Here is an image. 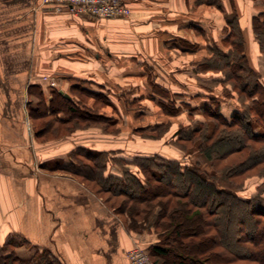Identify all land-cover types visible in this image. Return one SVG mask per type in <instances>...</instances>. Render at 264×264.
Masks as SVG:
<instances>
[{
    "label": "rangeland",
    "instance_id": "1",
    "mask_svg": "<svg viewBox=\"0 0 264 264\" xmlns=\"http://www.w3.org/2000/svg\"><path fill=\"white\" fill-rule=\"evenodd\" d=\"M220 1L212 0V17L206 25L207 29L212 31L211 42L208 34L197 32L199 29L203 30L198 27V21L188 23L197 24L196 33L193 32L190 36L181 35L182 38L174 40V51L180 60L178 64H164L163 69L167 73L163 72L160 65H148V68L143 65V69L148 70L150 78L153 77L156 82L143 73L142 99L134 96L136 86L141 82L140 75H126L124 65H116L115 70L112 66L111 72H108V65L101 63L98 74L91 75L87 71L83 77L87 79L85 83L90 86L87 88H94L96 93L90 92L91 89L81 91L78 90L81 88H78L76 93L73 92V101L69 102L57 91L59 84L67 83L65 87L68 88L72 80L67 81L60 72L41 77L40 86H45L54 94L50 111L41 97L42 87H27L29 82L16 79L0 80V129L7 131L13 139H20V142L23 140L26 143L29 140L28 147L35 154L34 166L37 170L50 164L64 166L65 168L58 166V169L64 172L71 170L72 164L79 166L84 173L93 170L94 182L86 180V184L101 195L111 210L121 218L124 230L132 238V247L135 243L141 245L155 264H163V259L152 255L154 245L167 246L168 242V246L173 247L172 257H168L174 264H180L181 261H184V264H264L260 261L261 256L260 259L252 260L242 258V254H249L246 247L254 251L259 250V242L264 246V241L243 240L233 245V241L242 234L239 232V223L235 222L246 220V228L252 229L253 221L251 222L248 216L250 209L259 206L264 210V161L252 166L254 159L264 155V140L257 141L249 135L245 140L243 125H230L233 116L238 114L237 117L249 120L250 130L264 136V31L261 27L264 20V0H238L235 5L230 0ZM12 3L14 2L0 0V41L10 40L11 33L7 31L16 26L20 19V25L32 27L34 32L30 34V40L36 42L37 15L42 9L49 7L56 11L66 8L79 16L115 19L96 16L78 8L72 9L66 4L45 5L41 0H20L19 3H14L10 14L7 11ZM126 5L129 7L127 2ZM244 8L247 16L244 14ZM129 9L128 16L116 19L131 16L132 10L130 7ZM250 11L253 12L252 18L249 17ZM26 35L27 30L20 37L25 38ZM27 52L26 48L14 51V57L18 60L16 62L27 64ZM82 52L85 56L89 55L84 50ZM8 55L5 51V58ZM167 55L171 60V51H167ZM165 56L166 54L163 55ZM227 62L231 63L230 67H226ZM176 69L180 71L177 78L172 75ZM156 73L166 76L167 80L161 81L158 79L160 75H154ZM168 73L169 75H166ZM93 76L96 80H91ZM83 78L75 80L81 83ZM147 83H150L153 91L147 92ZM258 83L261 87L256 89L255 84ZM246 84L248 88L244 89ZM75 106L78 111H71ZM262 111L263 113L259 114ZM35 138L39 139L40 143H35ZM16 140L12 146L21 147L22 143L15 144ZM228 140L233 143L238 140V149L224 153L219 149L228 144ZM75 142L78 146L104 145L106 150L99 151V154L90 149V154L83 152L81 155L78 152L81 157L76 164L70 161L71 157L55 159L69 152L70 148L74 149L71 145ZM114 143L116 145H108ZM26 144H22L23 147L26 148ZM113 148L115 155L143 153L142 160H138L133 167L143 171V182L139 184L136 181L134 186L138 190L149 188L150 192L145 194L150 197L147 203H142L138 190L130 194L118 192L122 187L125 188L121 185L124 179H119L120 177L112 179L115 184H111L110 180L108 185L111 190L109 193L105 191L107 182L98 176L106 169L101 155ZM2 152L4 154V151ZM70 155H73L72 152ZM159 157H169L173 161L168 162L165 159L166 163H160L163 159ZM115 161L118 162L114 167L116 172L128 174L129 168L124 166L126 161ZM171 166L174 169L177 166L185 172L193 171L205 184L213 183L217 189L222 190V194L216 193L217 201L212 200L210 203L211 207L217 206L215 209L218 211L209 215L207 209L197 207L189 201L190 199L174 196L161 179L165 170ZM190 182L181 178L180 183L176 181L177 188L186 193L191 186L193 192L196 184L191 185ZM194 192L196 194L197 191ZM180 204L191 209L186 213L191 219H187L184 225L185 236L176 235L172 229L173 225H170L175 224L171 215ZM194 212H201L202 219ZM203 216L207 221L218 219L216 227L222 234V241L227 235L232 245L225 243V246H217L213 241L217 235L216 227L211 225L206 230L200 227L203 224ZM262 220L260 226L264 229V219ZM194 231L197 233L195 236ZM11 237H14L18 244L24 243V248L16 249L18 245L8 246L7 241ZM207 237L210 242H205L204 251H192L180 244L182 241L198 243ZM7 241L4 252H12L11 259H18L14 264H65L46 246L29 244L22 235L11 234ZM12 263V260H8V264Z\"/></svg>",
    "mask_w": 264,
    "mask_h": 264
},
{
    "label": "crops",
    "instance_id": "2",
    "mask_svg": "<svg viewBox=\"0 0 264 264\" xmlns=\"http://www.w3.org/2000/svg\"><path fill=\"white\" fill-rule=\"evenodd\" d=\"M5 1L16 4L20 0ZM126 2L132 10L131 16L117 19L79 16L66 8L62 11H56L51 7L42 9L37 15L36 42L30 40V34L34 32L32 27L20 25L19 19L18 24L7 31L11 33L10 40L0 41V53L2 52L0 80L16 79L20 82H29L27 87L30 85L42 87L41 97L44 98L45 106L50 111L54 95L49 91L50 89L40 86L41 77L60 72L67 81L72 80V83L68 84L70 89L65 87L67 83H61L57 92L69 101H73L74 93L78 90L95 91L94 88H87L90 86L85 83L87 79L83 78L87 71L91 75L98 74L101 63L108 65V72H111L112 66L115 70L116 65H124L123 70L127 71L126 75H140L141 82L136 86L138 92L134 91V96L142 99L143 73L150 78L148 70H144L143 65H147V68L148 65H160L163 72H166L163 69L164 64H178L180 60L174 51L176 50L174 40L182 38L181 35L190 36L191 33H196L197 24L189 25L190 23L198 21V27H202L203 30L199 29L197 32L208 34L207 37L211 42L212 31L208 30L206 25L212 17V0H126ZM230 2H234L235 5L238 0H230ZM14 3L11 8L9 6L10 9L7 8V13L12 14ZM249 13L251 14L249 17L252 18L253 12ZM244 14L248 15L245 8ZM26 30L25 38L20 37ZM23 48L28 50V63L24 65L16 62L18 60L14 53ZM83 50L89 55L85 56ZM5 51L9 54L7 58ZM167 51H171L173 55L171 60ZM178 70H173L172 75L176 78L180 73ZM68 73L72 74L68 75ZM154 75H160L158 79L161 81L167 80L164 75L157 73ZM81 77L83 78L81 83L75 80ZM150 79L153 80V77ZM91 80L96 79L93 76ZM145 88L147 92L152 90L150 83H147ZM65 94H68L69 98ZM91 95L93 96V93ZM0 96H2L1 92ZM72 109L73 112L78 111L76 106ZM14 140L16 139H13L7 131L0 129V150L4 151V154L1 151L0 156L2 166L0 256L6 254L4 250L8 236L17 234L24 236L29 244L46 246L65 264H131L127 258V252L132 248L133 242L130 234L124 230L121 218L111 210L103 197L86 184V180L94 182L95 172L92 170L84 173L83 169L74 164L71 170L65 172L58 169V166L65 167L57 164L43 165L41 170H37L34 166L35 154L28 147L29 140L27 144L23 140L20 142V139L15 142V144H26V148L22 144L21 147L12 146ZM33 141L40 143L36 138ZM71 146L75 148H70L69 152L55 159L63 160L71 157L70 161L76 164L81 157L79 153L90 154V149L99 154V151L106 150L104 145L78 146L75 142ZM114 149H108L101 155L102 158L99 156L103 159L106 169L98 176L107 182L104 188L107 193L111 190L108 182L120 177L119 179H124L121 185L125 188L122 187L118 192L130 194L138 190L134 186L136 181L139 184L143 182V171L133 169L137 161L142 160L143 153L115 155ZM159 158L163 159L160 163H166L165 159L168 162L173 161L169 157ZM39 159L41 160V157ZM116 159L126 161L124 166L129 168L128 174L116 172L114 168L118 164ZM110 183L115 184V180ZM138 191L141 196L148 192L146 189ZM17 245L16 249H23L25 244Z\"/></svg>",
    "mask_w": 264,
    "mask_h": 264
},
{
    "label": "trees",
    "instance_id": "3",
    "mask_svg": "<svg viewBox=\"0 0 264 264\" xmlns=\"http://www.w3.org/2000/svg\"><path fill=\"white\" fill-rule=\"evenodd\" d=\"M262 15L264 17V14H262ZM262 15H260V16H262ZM262 22H263V24H262L261 27L263 28L262 30L264 31V20H262ZM228 56L230 57V54H228ZM230 64H231L230 62H227L226 63V67H228V66L230 67ZM221 67H223V65H221ZM247 85L248 84L244 85V89L248 88ZM255 87L257 89V88H260L261 86L258 83V84H255ZM255 93L256 92H252V94H255ZM62 98H64V97H62ZM64 100L69 102V100L66 99V98H64ZM262 113H263V111L261 113L259 112V114H262ZM237 116H238V114L233 116V118H232V120L230 122V125L237 124V123H239V125H240V123H241L243 125V127L245 128V133H246L245 134V136H246L245 140L248 138V135L250 137H252L253 139L257 140V141L264 140V136L263 135L255 134L254 131L250 130L249 120H246L244 118H239ZM238 142H239L238 140L235 143H233L232 141L228 140V144H225L219 150L224 151V153L232 151L233 149L237 150L238 149V145H237ZM241 147L243 148L244 144H242ZM261 156H262L261 158L254 159L255 161L252 164V166L255 165V164H259V163L264 161V155H261ZM172 167L173 166L168 168V170L167 169L165 170V173L162 174L161 179L163 181L162 183H165L168 186V189L170 190V192L174 196L190 199L189 201L191 203L196 204L197 207L207 209L209 211V215H213V213L215 211H218V209L217 210L215 209L217 206L216 207H211L210 203H212L213 201L214 202L217 201L216 200V198H218L217 194H222L223 193L222 190L217 189L214 186L213 183L211 184L210 182H208V184L207 183L205 184L204 182H202V178L201 177H198L195 174H193V171H191L192 173H190V172L181 171L177 166H176L175 169L172 168ZM181 178H185L186 181H191L190 182L191 185H192V183L196 184L195 189L193 190V192H192L191 186L188 188L186 193H182L181 191H179V189L177 188L176 181L180 183ZM144 189L148 190V192L143 193V196H142L141 200H142V203H147L149 201L150 197H146L145 194L149 193L150 190H149V188H143V190ZM194 191H197L196 194H194L195 193ZM192 193L195 195V197L193 196ZM220 204L221 203H218V205H220ZM189 210H191L189 207H185L184 204H180V207H178L176 210H174L172 212L171 216L174 218L175 224H170V225H173L172 229L175 230V233L178 236L184 235V232H183L184 231V225L187 222V219H191V217H189V216L187 217L186 216V213L189 212ZM194 213H196V215H199L201 217V219H202L201 212H194ZM248 216H249V219H251V222L253 221L252 229H247L246 228V220L242 219V221L235 222V224L239 223V232H242V234L240 233L241 234L240 237H238V239L236 238V240L233 241L234 242L233 245L236 242H243V240H245V241H251L252 240V241H255V242L264 241V229L260 226V224L263 221L262 219H264V210H263V208H261L259 206L253 207L252 209H250ZM203 218H204V216H203ZM207 220L208 219L204 218L203 224H201L202 226L199 224L200 227H202V228L204 227L205 230L207 228H209V226H211V225L213 227H216V225H218V222H217L218 219H216V218L212 219V220L209 219V221H207ZM200 222H202V220ZM165 225L168 226L169 224L168 225L165 224ZM216 230H217L216 231L217 235L215 236V238H213V241H215V244H217V246L218 245L225 246L224 245L225 243L232 245L228 241L229 236L226 235L225 238L222 241V234H221L220 230H218V227H216ZM195 234H197V233H195V231H194V236H195ZM188 235H187V237H188ZM244 236H245V238H244ZM208 238L209 237H207L206 240L199 241L198 243H195V242H192V241H190V242L182 241V243H180V244L182 246H184L185 248H188L189 250H192V251H194L195 249H198V250L202 249L204 251L205 250V244L207 242H210ZM17 244L18 243H16V240H14V237H11L7 241V245L8 246L16 247ZM168 244H169V242H168ZM168 244H167V246H162L161 244L154 245V247L152 249V255L157 257V259H163V264H170V263L174 264V262H171V260H170L171 258L169 259V257H172L171 255H172L173 247L168 246ZM177 245L179 247V244H177ZM258 245H259L258 246L259 250H255V251L253 249H249L248 247H246L247 251H249L248 252L249 254H247V253L242 254V258L251 259V260L252 259H260L261 258L260 261L264 263V246H263V243L259 242ZM12 255H13L12 252L10 254H8V253L7 254H2L0 256V264H8V260H12V262H13L12 264H14L15 261H18L17 258L11 259ZM191 259H193V258H191ZM184 263H185L184 261H181L180 264H184Z\"/></svg>",
    "mask_w": 264,
    "mask_h": 264
},
{
    "label": "built area",
    "instance_id": "4",
    "mask_svg": "<svg viewBox=\"0 0 264 264\" xmlns=\"http://www.w3.org/2000/svg\"><path fill=\"white\" fill-rule=\"evenodd\" d=\"M45 5H68L72 9H80L96 16L108 18L124 17L130 14L125 0H41ZM1 156V152H0ZM2 166L0 163V172ZM131 264H155L150 254L138 243L128 251Z\"/></svg>",
    "mask_w": 264,
    "mask_h": 264
},
{
    "label": "water",
    "instance_id": "5",
    "mask_svg": "<svg viewBox=\"0 0 264 264\" xmlns=\"http://www.w3.org/2000/svg\"><path fill=\"white\" fill-rule=\"evenodd\" d=\"M65 96H67L69 98L68 94H65Z\"/></svg>",
    "mask_w": 264,
    "mask_h": 264
}]
</instances>
